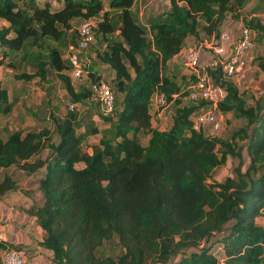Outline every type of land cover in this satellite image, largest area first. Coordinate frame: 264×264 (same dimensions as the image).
<instances>
[{"label": "trees", "instance_id": "obj_1", "mask_svg": "<svg viewBox=\"0 0 264 264\" xmlns=\"http://www.w3.org/2000/svg\"><path fill=\"white\" fill-rule=\"evenodd\" d=\"M38 1L0 0L6 24L0 28V66L32 69L14 75L24 82L53 76L73 108L49 114L41 128L10 130L0 138V172L41 174L40 199L26 212L42 230L38 246L51 252L52 264H264V224L257 222L264 218V79L261 95L246 104L231 78L210 71L224 91L216 113L245 123L223 139L194 128L209 103L191 99L189 82L170 67L188 38H218L228 17L249 1L264 0H167L162 14L145 23L133 12L135 0H108L106 6L103 0H55V9L51 1ZM83 22L91 23L93 41L81 58L85 81L75 90L62 48L66 53L77 43ZM243 27L252 41L264 43L259 19H244ZM93 44L87 64L83 56ZM254 63L264 74V53ZM106 73L109 81H103ZM100 82L114 97L108 116L91 90ZM156 94L164 98L158 110L172 107L164 130L153 126ZM88 104L89 124L80 132L76 107ZM9 109L0 85V112ZM93 115L105 129L91 122ZM98 133V142L86 146ZM242 151L249 160L244 171L241 162L233 177L208 182L227 158L241 161ZM18 189L3 174L0 198ZM113 239L122 252L99 256L97 250ZM7 248L22 251L0 241V252Z\"/></svg>", "mask_w": 264, "mask_h": 264}, {"label": "rangeland", "instance_id": "obj_2", "mask_svg": "<svg viewBox=\"0 0 264 264\" xmlns=\"http://www.w3.org/2000/svg\"><path fill=\"white\" fill-rule=\"evenodd\" d=\"M47 1H51L50 3L52 4V9L57 8V4L54 3L55 0H39L38 3L42 4ZM103 2L106 6L108 0H103ZM166 5L167 0H135L133 12L140 23H145V19L151 16L161 15L165 10ZM251 18H257L262 24H264V1L247 2L241 9L235 12L234 17H228L223 22L222 26L220 27V34L226 33L230 36L233 42H236L240 37L241 30L243 29V20H248ZM5 25V23L0 21V28ZM77 25V23L73 24L74 27H76ZM205 37L206 36L204 35H200L197 40L190 39L191 41L186 43L185 46H197L199 40H201L202 38L209 39L213 36H209L207 38ZM250 38L251 41L254 39V35L252 32H250ZM94 47L95 44H93L92 47H90L83 56V60L87 64L92 63V50ZM62 50L63 58H66L64 48H62ZM263 53L264 43H256L252 41L251 48H249L244 57L245 67L240 73L231 78L232 82L235 84L239 92V95L246 102V104H252L253 100L260 96L262 93L264 74L256 67L254 60L256 57L262 55ZM206 55V52L203 53V65H205L208 61ZM174 65L176 66V68H174ZM170 67H173L174 72L178 73V75H184L186 81L189 82L188 77L185 73L186 71L184 70L182 64L181 56L172 61ZM21 71L30 73L32 72V69L19 68L18 71H12L6 66V63L0 66V85L1 88L7 91L10 103V109L7 113L0 112V138L2 139L5 138L7 132L10 130L26 129L30 127L41 128L46 125V120L49 114L63 116L66 112L69 111L68 96L66 95L62 84L58 82L53 76H49L43 82L39 81L38 79H34L30 82H24L17 80L14 77V75L19 74V72ZM103 77V81H105L106 79V81H109L110 79L109 73L104 74ZM70 81L73 88L77 90L79 85L85 81V78H82L81 80L70 79ZM92 106L93 111L96 112V102L92 104ZM89 107V104L87 106L79 105L76 107V112H78L79 121L81 122V128L79 129L80 132L83 131V125L89 124ZM206 109H209V106H206ZM171 114V106L158 110L157 116L154 117L153 120V126L159 130L167 129L170 126ZM95 115L92 116L91 122L99 130L105 129L106 125L98 120L97 116ZM216 115L218 120L220 121V128L217 131L213 132L210 126H199V128L206 135H214L216 137L227 139L229 138L231 132L238 130L245 124L242 119L235 118L232 113L223 114L217 112ZM99 138V133L88 137V139L86 140V146L96 144ZM241 155V161H239L237 158H227L223 166L215 169L208 182H222L228 176L233 177L234 169L238 167L241 162V169L242 171H244L249 163V160L245 151H242ZM3 174L10 175L17 183L19 189L15 192H8L4 197L0 198V232L5 235L7 242H10L9 235L13 234L17 237V241L21 240L22 245L27 244L30 240L33 241L32 226L34 225H32L31 217L27 214L26 210L34 205L36 203L35 200L39 198V193L37 190V180L41 177V174L38 173L33 176H25L23 173L18 172L14 168H10L6 171L0 172V179ZM24 202H26L27 204H30L31 202L33 204L30 206H25ZM257 222L263 225L264 218H258ZM7 225L10 229V233L5 230V227ZM27 226L31 227L28 232L25 231V228ZM34 242L36 241L34 240ZM29 246H32V244L24 247ZM215 248L219 247L216 245ZM26 252L33 253L34 251H20V254L23 257L24 261L26 259ZM121 252L122 250L115 239L110 242L104 243L97 250V254L101 257H115L118 256ZM41 261V264H47L46 259H41Z\"/></svg>", "mask_w": 264, "mask_h": 264}, {"label": "built area", "instance_id": "obj_3", "mask_svg": "<svg viewBox=\"0 0 264 264\" xmlns=\"http://www.w3.org/2000/svg\"><path fill=\"white\" fill-rule=\"evenodd\" d=\"M78 41L70 45L66 50V58L70 64L69 76L77 80L85 75V64L82 61L88 45L93 41L92 25L90 22H83L79 25ZM250 31L243 27L240 37L233 42L226 33H221L218 38L204 39L198 42L197 46L185 47L181 52V60L188 77L189 97L193 100H202L209 103V109L201 108L199 115L194 121V128L200 125L210 126L213 132L220 128V121L217 118L216 104L224 96V91L216 86L210 76V71L219 70L229 78L240 73L245 67L244 57L251 48ZM207 53V63L203 65V53ZM95 99L100 103L102 115L108 116L113 109L114 97L109 86L104 82L91 86ZM153 105L158 110L164 106L162 95H155ZM70 109L73 106H69ZM0 241L7 242L5 235L0 232ZM1 264H24L20 252L12 249H4L0 252Z\"/></svg>", "mask_w": 264, "mask_h": 264}, {"label": "crops", "instance_id": "obj_4", "mask_svg": "<svg viewBox=\"0 0 264 264\" xmlns=\"http://www.w3.org/2000/svg\"><path fill=\"white\" fill-rule=\"evenodd\" d=\"M190 39L191 38H188L186 40V43H188L189 41H191ZM4 196H2V197H4ZM39 199H40V194H39V198H37L35 201L38 202ZM24 204H25V206H30L33 203L30 202V204H27L26 202H24ZM31 223H32V225H34V226H32V229H33V237H32V239H33V241L30 240L27 244H23L22 245L21 240L20 241H17V237L12 234V235H9L10 242H8V243H12L13 242L15 244L21 245L22 246V251L24 250V252L25 251H34L33 253H30V252L27 253L26 252V255H25V258L26 259L24 261V263L26 262L25 264H41L42 263L41 259H46L47 260V264H52V262H51V257H52L51 252L49 250L43 249V248H41V247L38 246V243L42 240V235H43L42 230L39 227L36 226L35 220H34L33 217H31ZM30 228L31 227L27 226L25 228V231L28 232ZM5 230L8 233H10L9 232L10 229H9L8 225L5 227ZM34 240L36 242H34ZM29 244H32V246L24 247V246H28Z\"/></svg>", "mask_w": 264, "mask_h": 264}]
</instances>
